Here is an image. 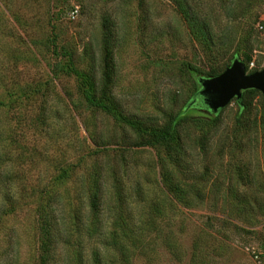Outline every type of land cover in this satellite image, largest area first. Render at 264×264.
Instances as JSON below:
<instances>
[{
	"label": "rangeland",
	"instance_id": "obj_1",
	"mask_svg": "<svg viewBox=\"0 0 264 264\" xmlns=\"http://www.w3.org/2000/svg\"><path fill=\"white\" fill-rule=\"evenodd\" d=\"M178 5L204 38H192ZM73 7L77 15L70 18ZM58 49L74 52L70 68L94 66L90 73L98 85L96 96L105 86L100 95L123 115L157 130L179 112L202 116V110L186 104L196 79L208 76L186 70L185 64L209 75L220 73L234 57L261 63L264 0H0L2 83L11 91L27 90V115L37 112L40 101L47 114H58L23 140L25 148L35 151L34 163L24 167L27 179L44 175L51 159L70 162L90 147L83 120L94 124L97 141L109 147L151 142V137H136L102 112L85 107L78 80L62 71L67 59L58 61L60 76L50 80L48 69L55 60L50 53ZM82 50L87 51L84 58ZM246 102L239 125L232 100L211 121L180 123L177 148L161 145L132 155L130 169L121 177L124 209L134 225L146 223L152 229L154 241L153 253L138 257L135 264H264V211H258L264 210L263 100L257 92ZM154 152L185 193L186 208L161 192ZM105 187L107 207L113 204L108 181ZM155 207L158 218L152 214ZM238 208L241 213L236 215Z\"/></svg>",
	"mask_w": 264,
	"mask_h": 264
},
{
	"label": "trees",
	"instance_id": "obj_2",
	"mask_svg": "<svg viewBox=\"0 0 264 264\" xmlns=\"http://www.w3.org/2000/svg\"><path fill=\"white\" fill-rule=\"evenodd\" d=\"M178 11L192 38H204L201 29L193 28L182 5H178ZM57 51L50 53L55 59L48 69L50 80L59 78L57 67L61 69V66L58 61L67 59L62 71L78 80V96L85 107L102 112L113 124L129 129L136 137H151V142L109 147L97 141L100 138L94 124L83 120L81 128L90 147H85L81 155L70 162L51 159L44 166V175L27 179L24 167L34 163L31 157L35 151L25 148L23 140L34 130L47 126V120L58 119V114L53 111L47 114L48 108L40 101L37 112L27 115L24 112L27 90L17 88L11 91L6 82L2 83L0 75V264H135L138 257L153 253L154 241L150 234L152 229L146 223L134 225L132 214L124 209L121 177L127 175L132 155L143 149L154 151L155 146L161 145L177 148L175 129L180 123L211 121L220 111L211 114L191 103L198 90L196 83L186 106L202 110V116L193 118L179 112L171 116L164 127L147 130L142 121L123 115L113 101L100 95L105 86L99 89L98 96L95 95L98 85L90 73L94 66L87 70L70 68L74 52ZM81 55L84 58L87 51L82 50ZM185 68L208 77L219 73L202 74L188 64ZM102 75L107 79L104 69ZM254 93L257 91L246 90L238 102L234 101L236 125L241 123L248 110L246 98ZM261 115H264V102ZM153 154V168L157 170L156 182L161 192L170 202L186 208L185 193L177 181L172 182L165 160L155 152ZM24 156H27L26 160ZM107 181L112 191L109 202L113 204L106 207L103 205V191ZM234 198L229 197L230 200ZM258 211L262 215L264 210ZM159 212L158 207L153 209L154 218L159 217ZM233 213L239 215L240 208ZM23 214L20 221L19 216ZM106 219L109 220L107 224ZM171 248L168 249L172 255Z\"/></svg>",
	"mask_w": 264,
	"mask_h": 264
},
{
	"label": "water",
	"instance_id": "obj_3",
	"mask_svg": "<svg viewBox=\"0 0 264 264\" xmlns=\"http://www.w3.org/2000/svg\"><path fill=\"white\" fill-rule=\"evenodd\" d=\"M196 83L198 90L191 103L211 114H216L232 100L238 102L246 90L257 91L264 102V66L245 73L244 63L236 57L217 75L198 77Z\"/></svg>",
	"mask_w": 264,
	"mask_h": 264
},
{
	"label": "built area",
	"instance_id": "obj_4",
	"mask_svg": "<svg viewBox=\"0 0 264 264\" xmlns=\"http://www.w3.org/2000/svg\"><path fill=\"white\" fill-rule=\"evenodd\" d=\"M77 15V7H73L70 12H69V17L73 18L74 16ZM261 26H258V29L261 30ZM264 66V52L261 54V63L257 66L254 64L253 61L244 64V68H245V73H251L253 71H257L260 70L261 68H263Z\"/></svg>",
	"mask_w": 264,
	"mask_h": 264
}]
</instances>
